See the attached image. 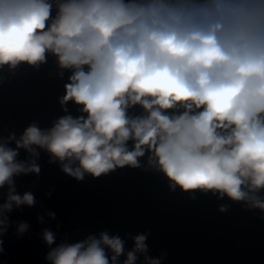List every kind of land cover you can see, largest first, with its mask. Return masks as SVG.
I'll return each instance as SVG.
<instances>
[{
    "label": "clouds",
    "instance_id": "9594fccd",
    "mask_svg": "<svg viewBox=\"0 0 264 264\" xmlns=\"http://www.w3.org/2000/svg\"><path fill=\"white\" fill-rule=\"evenodd\" d=\"M48 54L71 71L63 110L72 102L80 115L0 136V237L14 208L35 203L14 178L39 174V150L77 180L138 168L147 154L173 188L264 211V0H0V68ZM42 235L50 264H161L145 235L127 251L106 231L60 244Z\"/></svg>",
    "mask_w": 264,
    "mask_h": 264
}]
</instances>
